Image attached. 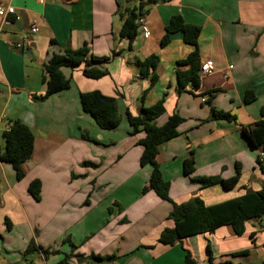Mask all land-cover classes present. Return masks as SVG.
I'll return each mask as SVG.
<instances>
[{
  "label": "crops",
  "instance_id": "1",
  "mask_svg": "<svg viewBox=\"0 0 264 264\" xmlns=\"http://www.w3.org/2000/svg\"><path fill=\"white\" fill-rule=\"evenodd\" d=\"M15 7L10 22L0 15V153L4 131L19 119L34 133V151L23 163L18 179L9 162L0 160V264H55L63 254L44 257L41 251L24 254L28 244L70 252L66 237L85 255H116L106 264H181L185 250L198 264H264V217L246 222L237 234L231 225L213 233L197 234L173 245L158 241L165 228L174 226L172 203L154 190L144 192L152 171L142 166L141 131L132 135L126 112L138 115L141 107L165 98L164 124L173 113L184 121L180 136L168 141L157 155L163 177L170 182V197L177 203L200 196L207 205L217 204L259 190L264 174L255 148L244 128L262 118L264 107V0H166L147 5L149 34L139 29L130 44L120 37L129 0H0ZM15 15L19 19H15ZM174 15L201 28L198 39L200 65L213 61L209 74H201L199 88L180 89L179 65L195 46L181 32L161 45L166 26ZM38 31L31 33L32 25ZM28 37L23 48L12 43ZM87 43L95 56L118 54L104 64L109 74L88 78L83 65L63 68L69 89L45 100L44 64L53 53L78 49ZM159 56L157 82L146 94L150 79L140 78L139 61ZM230 65L232 68H230ZM219 89L212 98L207 93ZM99 90L116 97L120 125L102 129L82 108L80 94ZM247 90L255 100L245 101ZM206 98V101L203 99ZM230 112L235 120L211 118L212 109ZM195 170L187 174L191 156ZM84 162L93 164L85 165ZM241 173L237 184L202 187L197 176L230 178ZM33 179L42 183L41 198L28 191ZM10 222V226L6 221ZM210 250V251H209ZM72 264H88L76 258ZM98 264V263H94Z\"/></svg>",
  "mask_w": 264,
  "mask_h": 264
},
{
  "label": "trees",
  "instance_id": "2",
  "mask_svg": "<svg viewBox=\"0 0 264 264\" xmlns=\"http://www.w3.org/2000/svg\"><path fill=\"white\" fill-rule=\"evenodd\" d=\"M132 2L131 0H129ZM166 0H139L137 3L126 7L123 14V24L120 30V37L127 39L130 44L133 42L139 31L138 18L147 13V5ZM175 32L183 34L184 41L195 46L185 59L178 61L179 65H187L188 69L179 70L177 72L179 88L184 89L189 84L191 87L199 88L201 83L200 75V51L198 47V39L201 28L197 25L188 24L180 15L171 17L166 26L165 34L161 39V45H166L171 40V35ZM118 54L113 51L110 56H95L87 43L78 49L66 48L61 53H53L48 61L44 64V83L46 85L45 92L38 96L41 100L49 98L51 95L65 91L70 88L71 80L63 73V68H77L83 65V73L88 78L99 79L109 74L106 64L111 58ZM159 63V56L151 54L144 60L139 61L140 78H149L150 85L141 95L143 102L146 94L157 82L156 69ZM219 89L211 90L207 93L212 98ZM256 94L253 90H247L245 93V101L251 102L255 100ZM82 108L89 113L98 126L102 129H115L122 120L118 108V100L116 97L108 96L99 90L82 92L80 94ZM165 98L162 97L153 106H142L138 115H133L130 111L126 112L127 120L130 124L132 135L138 132H145V137L139 143L143 145L144 150L140 158L142 166H150L152 168L148 184L143 191L154 190L155 193L163 200L170 201L172 208L169 218L174 221V226L165 228L158 239L162 244L173 245L181 242L190 236L204 233H213L223 225H231L237 234L245 231L246 222L253 218L264 217V182L259 190H247L246 193L238 197L213 204L207 205L200 196H194L188 201L177 203L170 197V182L163 177L160 165L157 161V155L162 146L168 141L180 136L178 127L184 121V118L173 113L167 121L157 124V119L165 112ZM211 118L216 120H235L236 116L230 112L212 109ZM244 134L250 140L255 148L264 152V107L262 108V118L255 122L248 129L244 128ZM4 150L0 153V160L12 164L16 171L18 179H22L25 175L23 163L28 160L34 151V133L32 129L19 119L12 120L10 128L3 133ZM191 156L185 160L184 169L187 174H191L195 170V162L193 158V150ZM85 165L93 164L84 162ZM257 164L264 174V157H257ZM241 168L238 164L236 174L230 178H223L220 175L197 176L195 179L201 182L202 187L221 184L226 189L233 188L240 177ZM42 183L40 179H33L29 186V193L36 199L41 198ZM10 226L9 220L6 221ZM63 243L70 245V252L62 253L55 249H49L37 245L32 240L24 254L41 251L44 257L52 254H63L62 258L55 264H72V260L76 258L79 262L88 264H106L116 259V255L101 256L96 254L85 255L77 252L76 245L70 237H66ZM185 250V256L181 264H198V261L188 249ZM210 251V250H209Z\"/></svg>",
  "mask_w": 264,
  "mask_h": 264
},
{
  "label": "built area",
  "instance_id": "3",
  "mask_svg": "<svg viewBox=\"0 0 264 264\" xmlns=\"http://www.w3.org/2000/svg\"><path fill=\"white\" fill-rule=\"evenodd\" d=\"M40 3L45 2V0H38ZM134 3H137L139 0H131ZM11 14H15V7L10 6V5H6L4 3L0 2V15L3 16L7 22H10L8 16ZM20 17L15 15V19H19ZM138 23H139V29L140 31L145 35L148 36L149 34V27L146 21V16L145 15H141L138 18ZM38 31L37 25H32L30 32L31 33H36ZM28 42V37L24 36L21 40L13 42L11 45L13 48H23L24 45ZM230 68H232V66L230 65ZM213 69V61L208 60L205 61L204 63L201 64L200 67V72L201 74H209L210 72H212ZM203 101H206V98L203 99ZM261 157H264V152L261 151V153L259 154Z\"/></svg>",
  "mask_w": 264,
  "mask_h": 264
},
{
  "label": "rangeland",
  "instance_id": "4",
  "mask_svg": "<svg viewBox=\"0 0 264 264\" xmlns=\"http://www.w3.org/2000/svg\"><path fill=\"white\" fill-rule=\"evenodd\" d=\"M33 253V252H32Z\"/></svg>",
  "mask_w": 264,
  "mask_h": 264
}]
</instances>
